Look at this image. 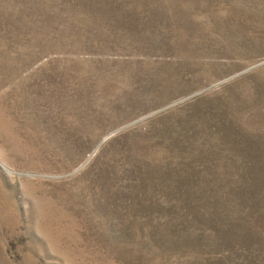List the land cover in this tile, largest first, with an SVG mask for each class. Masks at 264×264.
Here are the masks:
<instances>
[{
  "label": "rangeland",
  "instance_id": "rangeland-1",
  "mask_svg": "<svg viewBox=\"0 0 264 264\" xmlns=\"http://www.w3.org/2000/svg\"><path fill=\"white\" fill-rule=\"evenodd\" d=\"M0 264H264V0H0Z\"/></svg>",
  "mask_w": 264,
  "mask_h": 264
}]
</instances>
